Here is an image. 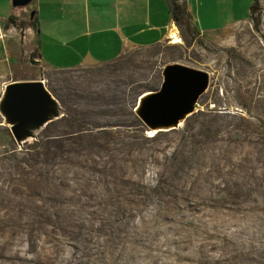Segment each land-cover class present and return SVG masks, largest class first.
Listing matches in <instances>:
<instances>
[{
  "label": "rangeland",
  "instance_id": "1",
  "mask_svg": "<svg viewBox=\"0 0 264 264\" xmlns=\"http://www.w3.org/2000/svg\"><path fill=\"white\" fill-rule=\"evenodd\" d=\"M255 2L225 30L175 24L179 43L69 71L45 68L32 34L13 76L65 101L55 126L21 142L0 114V264H264V0ZM174 63L205 71L207 87L178 128L149 132L133 107ZM47 138L62 153L32 166Z\"/></svg>",
  "mask_w": 264,
  "mask_h": 264
},
{
  "label": "crops",
  "instance_id": "2",
  "mask_svg": "<svg viewBox=\"0 0 264 264\" xmlns=\"http://www.w3.org/2000/svg\"><path fill=\"white\" fill-rule=\"evenodd\" d=\"M0 0V101L15 78L13 66L30 57L32 34L39 62L48 69L74 70L106 64L129 48H147L168 39L175 25L170 0H32L13 7ZM200 35L250 19L253 0H178ZM33 14V15H32ZM13 17L20 28L8 22ZM35 20L37 31L29 22ZM7 127V125H6Z\"/></svg>",
  "mask_w": 264,
  "mask_h": 264
},
{
  "label": "water",
  "instance_id": "3",
  "mask_svg": "<svg viewBox=\"0 0 264 264\" xmlns=\"http://www.w3.org/2000/svg\"><path fill=\"white\" fill-rule=\"evenodd\" d=\"M31 1L12 0L11 4L13 7H24ZM165 67V80L161 81L156 91H150L155 95L150 99L148 107L156 116L169 119L187 111L185 102L198 100L207 87L208 74L177 63ZM57 103L42 80L17 81L6 84L0 101V114L13 139L21 142L28 138L31 128L52 121ZM134 108L135 106L133 112ZM140 121L148 129L141 119Z\"/></svg>",
  "mask_w": 264,
  "mask_h": 264
},
{
  "label": "trees",
  "instance_id": "4",
  "mask_svg": "<svg viewBox=\"0 0 264 264\" xmlns=\"http://www.w3.org/2000/svg\"><path fill=\"white\" fill-rule=\"evenodd\" d=\"M256 2L253 0V3L250 8V18L252 17V13L256 10ZM170 10L172 13V18L174 22L178 26H183L186 30H189L190 32H194L195 34H199V32L195 29L191 16L189 15L186 6L184 3H180L178 0H170ZM8 22L12 25L16 26L17 28L21 27L20 23H17L13 17L8 18ZM29 25L32 27L34 31H37L36 22L34 19L29 22ZM59 71H69V70H59ZM48 91L57 99L59 103H63L65 101V96L57 90H54L53 88H48ZM135 119L138 121V119L135 117ZM139 124H141L139 122ZM55 126V120H52L48 122L44 129L51 128ZM79 146V144H78ZM88 147V146H87ZM100 147V146H99ZM63 149V143L59 138H52V139H45L44 141H39L38 144H36V147L32 148V166L35 164L40 163H47L49 161L48 159L50 157L59 156L62 153ZM36 176H41V174H36Z\"/></svg>",
  "mask_w": 264,
  "mask_h": 264
},
{
  "label": "bare ground",
  "instance_id": "5",
  "mask_svg": "<svg viewBox=\"0 0 264 264\" xmlns=\"http://www.w3.org/2000/svg\"><path fill=\"white\" fill-rule=\"evenodd\" d=\"M177 28L172 26L169 30V39H172V43H179V35L177 34ZM166 69V67L164 68ZM163 69L162 81L165 80V70ZM206 89V88H205ZM202 91V93L205 91ZM155 95L154 92L146 91L141 93L137 100L138 103L135 105L134 112L135 114L146 124L149 129V132L157 133L160 131H168L174 128H178L181 122L187 118V116L194 110L197 100H192L185 102L187 106V111L182 114H177L172 118L165 119L163 117L156 116L152 113L148 104L150 99Z\"/></svg>",
  "mask_w": 264,
  "mask_h": 264
},
{
  "label": "built area",
  "instance_id": "6",
  "mask_svg": "<svg viewBox=\"0 0 264 264\" xmlns=\"http://www.w3.org/2000/svg\"><path fill=\"white\" fill-rule=\"evenodd\" d=\"M173 26H174V25H173ZM177 34L179 35V33H177ZM0 37H2V35H0ZM168 39H169V38H168ZM169 40L172 42V39H171V38H170Z\"/></svg>",
  "mask_w": 264,
  "mask_h": 264
}]
</instances>
